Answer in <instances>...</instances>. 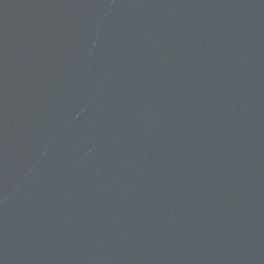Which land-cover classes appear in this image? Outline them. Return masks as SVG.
Wrapping results in <instances>:
<instances>
[{
  "label": "water",
  "instance_id": "water-1",
  "mask_svg": "<svg viewBox=\"0 0 264 264\" xmlns=\"http://www.w3.org/2000/svg\"><path fill=\"white\" fill-rule=\"evenodd\" d=\"M0 264H264V0H0Z\"/></svg>",
  "mask_w": 264,
  "mask_h": 264
}]
</instances>
